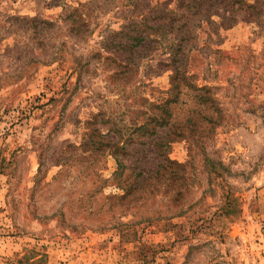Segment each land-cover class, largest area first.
I'll return each instance as SVG.
<instances>
[{
	"label": "rangeland",
	"instance_id": "obj_1",
	"mask_svg": "<svg viewBox=\"0 0 264 264\" xmlns=\"http://www.w3.org/2000/svg\"><path fill=\"white\" fill-rule=\"evenodd\" d=\"M178 1L0 0V264H264V0H243L251 15L232 22H192L188 76L212 88L221 122L204 154L172 145L181 198L170 190L130 214L115 199L109 141L122 146L168 99L171 55L125 75L101 43L127 14ZM89 4L80 39L65 19Z\"/></svg>",
	"mask_w": 264,
	"mask_h": 264
},
{
	"label": "trees",
	"instance_id": "obj_2",
	"mask_svg": "<svg viewBox=\"0 0 264 264\" xmlns=\"http://www.w3.org/2000/svg\"><path fill=\"white\" fill-rule=\"evenodd\" d=\"M218 9L222 12H215ZM91 10V4L80 5L65 19L70 32L75 31L74 36H91L87 20ZM183 10L190 13H182ZM240 14L251 15V6L243 0H179L174 11L163 5L148 7L136 17L127 14V25L101 43L107 53L121 54L118 57L125 75L137 73L141 62L160 49L171 55L168 64L162 66L171 73L168 99L162 104H149V112L122 146L109 141L116 175L122 179L117 185L122 195L115 199L124 213L130 214L160 195L169 197L170 190L177 192L178 200L181 198L186 189V165L170 158L172 145L186 141L189 151L201 148L204 154L206 139L212 137L221 122L220 105L212 88L200 87L188 76L189 55L196 46L192 22L197 19L218 26L212 17L232 22ZM41 24V31L50 26L47 22ZM179 106L187 107L183 120L176 115Z\"/></svg>",
	"mask_w": 264,
	"mask_h": 264
}]
</instances>
